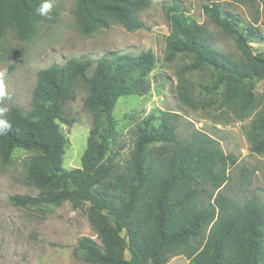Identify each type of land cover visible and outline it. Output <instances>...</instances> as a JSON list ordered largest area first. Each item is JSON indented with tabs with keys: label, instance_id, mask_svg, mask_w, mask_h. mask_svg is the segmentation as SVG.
<instances>
[{
	"label": "trees",
	"instance_id": "1",
	"mask_svg": "<svg viewBox=\"0 0 264 264\" xmlns=\"http://www.w3.org/2000/svg\"><path fill=\"white\" fill-rule=\"evenodd\" d=\"M75 2L74 13L85 35L115 24L128 31L147 27L140 13L151 0ZM48 3L0 0V35L14 29L21 39H30ZM167 12L181 36L168 39V48L192 54L190 69L207 65L220 71L221 80L227 78L226 102L240 116L253 111L254 82L264 78V54L255 53L251 44L263 40L259 29L250 25L244 30L239 19L223 16L221 2L204 6L210 22L234 42L235 55L218 49L208 26L185 16L180 0L167 6ZM155 63L152 50L138 54L114 50L99 58L70 57L41 69L31 110L25 113L13 106L0 114L1 160L8 163L17 148L35 151L28 158L27 180L42 190L35 196L16 194L10 200L22 207H55L66 201L74 208L88 204V219L100 241L84 236L74 252L92 264H166L180 254L189 264H264V202L248 200L236 206L221 195L213 202H200L204 185L219 190L236 159L199 129L180 138L179 113L163 111L160 123L137 137L127 172L107 182L109 173L101 165L116 134V103L125 95L147 93V77ZM80 84L88 90L85 106L92 114V126L81 166L66 169L67 139L60 121L69 122L65 105L75 98ZM219 84L205 89L212 93ZM177 95L182 103L197 106L184 82ZM251 126L253 148L264 152V113ZM155 144L160 145L150 149Z\"/></svg>",
	"mask_w": 264,
	"mask_h": 264
},
{
	"label": "rangeland",
	"instance_id": "2",
	"mask_svg": "<svg viewBox=\"0 0 264 264\" xmlns=\"http://www.w3.org/2000/svg\"><path fill=\"white\" fill-rule=\"evenodd\" d=\"M173 1L151 0V6L140 13L146 28L128 31L115 24L85 35L74 13L75 0H49L47 13L38 22L33 37L21 39L14 29L0 35V114L13 106L29 112L38 72L54 63L63 64L70 57L99 58L114 50L131 54L152 50L156 63L147 77V93L122 96L114 108L116 134L101 165L109 173L107 182L127 172L137 137L157 126L163 111H172L181 115L180 138L199 129L236 159L228 166L227 181L219 190L204 185L201 203L213 202L220 195L236 206L248 200L264 202V152L255 151L250 139L252 121L264 113V78L254 82L256 107L245 116L238 115L237 109L226 102L227 78L221 80L220 71L207 65L190 69L192 54L168 48V39L181 37L168 17L167 6ZM214 1L221 2L223 16L236 17L244 30L250 25L259 29L263 40L251 44L255 53L264 54V0H180L185 16L208 26L218 49L237 55L234 42L204 12V6ZM92 72L93 68L89 74ZM181 82L187 85L196 107L178 98ZM217 82L220 84L212 93L205 89ZM87 96V88L77 86L75 98L65 105L69 122L60 121L67 139L63 156L66 169L81 166L87 146L92 126V114L85 106ZM34 153L17 148L8 163L0 158V264H92L74 252L84 236L100 241L88 219V204L74 208L66 201L55 207H22L10 200L16 194L41 193L27 180L28 158Z\"/></svg>",
	"mask_w": 264,
	"mask_h": 264
},
{
	"label": "crops",
	"instance_id": "3",
	"mask_svg": "<svg viewBox=\"0 0 264 264\" xmlns=\"http://www.w3.org/2000/svg\"><path fill=\"white\" fill-rule=\"evenodd\" d=\"M166 264H189V259L184 254H180L172 257Z\"/></svg>",
	"mask_w": 264,
	"mask_h": 264
}]
</instances>
